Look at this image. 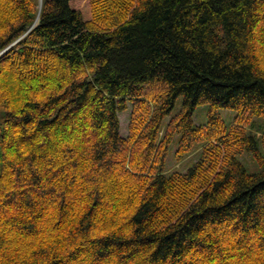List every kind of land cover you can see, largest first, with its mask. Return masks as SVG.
Masks as SVG:
<instances>
[{"label": "trees", "instance_id": "obj_1", "mask_svg": "<svg viewBox=\"0 0 264 264\" xmlns=\"http://www.w3.org/2000/svg\"><path fill=\"white\" fill-rule=\"evenodd\" d=\"M15 40L0 264H264V0H0Z\"/></svg>", "mask_w": 264, "mask_h": 264}, {"label": "rangeland", "instance_id": "obj_2", "mask_svg": "<svg viewBox=\"0 0 264 264\" xmlns=\"http://www.w3.org/2000/svg\"><path fill=\"white\" fill-rule=\"evenodd\" d=\"M180 100H181L180 98L177 100L176 108H178L180 104ZM176 108L174 110H176ZM219 112L221 113L224 121L226 122V125L229 126L233 122L235 112L231 109H226V108H221ZM129 113H130V107H128L125 111H122L119 113L120 135L123 137H126L128 134ZM206 115H207L206 107L204 106L197 107L193 115L194 124L199 125L201 123L206 122L207 120ZM260 121H261L260 118L256 119V122L259 123ZM257 135H259V133ZM170 148H171L170 154L167 158V170L169 173L175 172V171L185 172L186 169L197 160L199 151H200L199 146H198L194 148L190 153L184 155V157L181 160H178L174 157V151L176 149V142H174ZM238 156L241 162L245 165L246 169L249 172H254L258 170L256 162L252 159L249 153L242 151L239 153Z\"/></svg>", "mask_w": 264, "mask_h": 264}, {"label": "water", "instance_id": "obj_3", "mask_svg": "<svg viewBox=\"0 0 264 264\" xmlns=\"http://www.w3.org/2000/svg\"><path fill=\"white\" fill-rule=\"evenodd\" d=\"M37 20V19H36ZM16 42V40L14 41V42H12L4 51H6L12 44H14ZM3 51V52H4ZM0 54H1V52H0Z\"/></svg>", "mask_w": 264, "mask_h": 264}]
</instances>
